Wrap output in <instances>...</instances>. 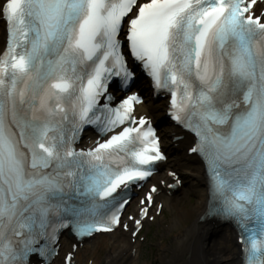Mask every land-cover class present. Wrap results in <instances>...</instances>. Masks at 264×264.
Returning a JSON list of instances; mask_svg holds the SVG:
<instances>
[{
	"label": "snow or ice",
	"instance_id": "snow-or-ice-1",
	"mask_svg": "<svg viewBox=\"0 0 264 264\" xmlns=\"http://www.w3.org/2000/svg\"><path fill=\"white\" fill-rule=\"evenodd\" d=\"M0 18V264H51L67 228L129 229L133 189L166 160L136 113L129 56L194 135L209 214L240 228L245 264H264V0H0ZM88 127L97 139L79 147ZM157 192L129 217L133 235Z\"/></svg>",
	"mask_w": 264,
	"mask_h": 264
},
{
	"label": "bare ground",
	"instance_id": "bare-ground-1",
	"mask_svg": "<svg viewBox=\"0 0 264 264\" xmlns=\"http://www.w3.org/2000/svg\"><path fill=\"white\" fill-rule=\"evenodd\" d=\"M5 39V23L0 18V51L4 46ZM161 107L160 104L145 103L139 109L141 113L146 112L152 116L158 123L161 122L163 117ZM169 133V129L161 130V135L165 138L167 152L170 155V158L165 163L166 172L163 171L152 179L153 182L159 185L161 190L156 197V201L164 202L162 214L165 209L174 211L169 223L165 224L164 230L177 229L173 234L175 246L170 249L167 246L163 247L164 253L167 252L166 257L164 259L161 258L163 264H241V245L237 242L235 231L230 226L217 221H202L200 219L206 210L208 193L203 163L197 156H190L187 152L192 146L193 139L187 136L183 141H171L168 143ZM170 170L180 173L183 178H191L190 186L195 198H193L194 202L190 205L186 206L185 203L177 202L170 195H166L168 192L165 181L171 180L168 175ZM182 186H184L183 182ZM175 192L178 191L176 190ZM134 202V200L130 202V207H133ZM177 226L179 227L177 228ZM115 233L105 236H113ZM119 235V238L115 237V242L110 247L105 246V243L100 245L102 243L100 241L95 243L91 254L93 264H102V251L108 255V260L105 264H136L139 252L137 249L134 256L132 249L135 247L140 248L141 246L135 245L130 232L122 231ZM72 240L73 242L75 241L74 238ZM60 242L63 249L68 250L72 246V243L66 237V233ZM222 244L223 246L219 247ZM225 244L229 245V247ZM79 251L80 248L78 249ZM169 254H171L170 258H168ZM77 259L79 262H83L80 254ZM61 260L62 256H58L54 262L60 263ZM157 260L153 258L151 264H155Z\"/></svg>",
	"mask_w": 264,
	"mask_h": 264
},
{
	"label": "rangeland",
	"instance_id": "rangeland-1",
	"mask_svg": "<svg viewBox=\"0 0 264 264\" xmlns=\"http://www.w3.org/2000/svg\"><path fill=\"white\" fill-rule=\"evenodd\" d=\"M163 140H165L164 137ZM190 182H191V178L184 177L183 178L184 186L175 194L170 195L172 199L182 204L185 203L186 206L193 203L194 202L193 198H195V194H193L191 191ZM173 214L174 211H171L170 209H165L164 215L158 217L155 222H148V224H146L142 232V238L144 237V241H141L139 239L137 241V243H139L141 247L138 249L139 257L136 261V264H151L153 258L158 259L155 264H163L161 258L164 259L167 255V252L164 253L163 247L167 246L170 249L175 246L174 243L175 239L173 237V234L176 232L175 230L177 229L174 228L167 231L164 230L165 224L169 223ZM178 227L179 226H177V228ZM119 234L120 231H117L113 236L101 235L93 238L90 242L85 244L84 247H82V250L80 249L79 254L80 256H82L83 262L80 261L79 263L90 264L93 261L91 254L94 249L93 246L95 245V243L100 241L102 242L100 243V245L105 243V246L110 247L115 242V237L119 238L120 236ZM225 245L229 247V245L227 244ZM221 246H223V244L220 245L219 247ZM102 253L103 254L101 255L102 258L101 262L102 264H105L107 263L108 255L104 251H102ZM168 256H169L168 258H170L171 254H169Z\"/></svg>",
	"mask_w": 264,
	"mask_h": 264
}]
</instances>
